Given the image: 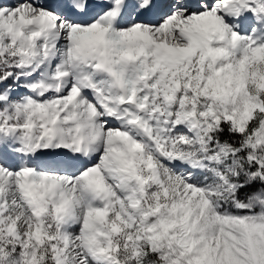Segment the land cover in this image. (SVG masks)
I'll list each match as a JSON object with an SVG mask.
<instances>
[{
	"label": "snow or ice",
	"instance_id": "obj_1",
	"mask_svg": "<svg viewBox=\"0 0 264 264\" xmlns=\"http://www.w3.org/2000/svg\"><path fill=\"white\" fill-rule=\"evenodd\" d=\"M0 264H264V0H0Z\"/></svg>",
	"mask_w": 264,
	"mask_h": 264
}]
</instances>
